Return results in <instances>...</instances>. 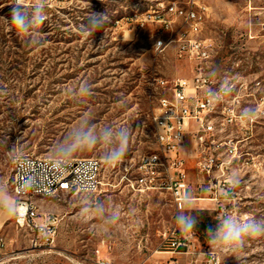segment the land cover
I'll list each match as a JSON object with an SVG mask.
<instances>
[{"label":"rangeland","instance_id":"obj_1","mask_svg":"<svg viewBox=\"0 0 264 264\" xmlns=\"http://www.w3.org/2000/svg\"><path fill=\"white\" fill-rule=\"evenodd\" d=\"M169 1L0 0L1 193L13 195L12 165L20 154L54 157L56 148L70 144L86 124L97 132L132 129L119 163L105 162L103 144L72 156L100 160L97 191L37 197L39 216L56 221L52 243L34 248L35 232L11 217L0 230V264H161L170 258L178 264H264V237L248 241L237 253H224L210 240L226 217L264 219V0H201L207 6L202 35L213 47L204 73L213 77V93L225 90L224 103L239 98L232 121L225 120L229 115L220 106L213 114L220 139L213 149V178L194 167L192 150L191 156L183 153L189 195L201 199L178 210L166 190L130 187L140 158L155 150L151 114L159 97L170 94L175 79L197 72L195 60L177 55L176 41L155 48L161 22L155 14L146 16ZM17 2L28 15L45 12L31 43L11 21ZM91 13L107 19L88 34L83 29ZM142 15L146 25L141 28L131 19ZM164 17L172 20L176 34L180 19ZM161 35L168 37L170 31ZM85 81L91 95L73 99L70 93ZM178 215L196 216V230L182 231ZM189 233L195 237L194 252L169 250L172 234Z\"/></svg>","mask_w":264,"mask_h":264},{"label":"built area","instance_id":"obj_2","mask_svg":"<svg viewBox=\"0 0 264 264\" xmlns=\"http://www.w3.org/2000/svg\"><path fill=\"white\" fill-rule=\"evenodd\" d=\"M158 4L160 6L154 9L161 29L155 32V48L161 50L166 43L176 41L177 55L195 60L197 72L192 78L175 79L169 86L170 94L159 97L151 114L155 150L140 158L138 173L129 184L140 192L166 190L176 209L181 210L186 207L187 201L194 199L189 195L185 158L181 150L187 140L192 138L198 152L197 169L213 178V169L217 165V158L213 156V143L218 132L213 114L220 106L221 112L229 115L225 120L232 121L239 98L234 96L224 103L225 90L213 93V77L204 73L213 51L210 39L202 35L207 6L201 0H187L181 5L176 0L166 5L163 2ZM166 13L180 19L176 34L171 32L172 20L164 17ZM131 20L137 21L141 28L146 25L145 17ZM164 31H170V35H161ZM159 83L164 88L168 82L160 80ZM101 185V162L98 158L71 157L61 165L54 157L20 154L14 158L12 165L15 222L35 232L34 248L50 244L56 235V221L53 217L39 216L37 196L46 198L59 193H91ZM230 188V184H226L224 190ZM194 238L193 233L181 236L172 234L167 246L172 252L187 253L190 248L194 252ZM161 264L178 262L170 258Z\"/></svg>","mask_w":264,"mask_h":264},{"label":"clouds","instance_id":"obj_3","mask_svg":"<svg viewBox=\"0 0 264 264\" xmlns=\"http://www.w3.org/2000/svg\"><path fill=\"white\" fill-rule=\"evenodd\" d=\"M10 15L17 32L22 36L27 35L29 43L33 39L32 30L35 24L42 26L46 18L43 10H41L39 16L35 14V10H33L31 15L26 14L22 4L19 2L11 7ZM106 19L105 14L91 13L83 30L91 34L93 29L102 28ZM70 95L73 99L82 100L91 95V88L86 81L81 82L76 89L72 90ZM89 119H91V116ZM131 132L132 129L126 126L105 127L100 132H97L92 128L91 124H86L84 130L78 128L75 131L70 144H61L56 148L53 155L56 162L62 165L75 153L92 150L103 144L105 147L102 151V157L105 162L108 164L119 163L128 151ZM176 223L182 231L194 232L197 227V217L178 215ZM260 237H264V219L253 218L241 221L226 217L223 223L214 230L210 240L213 245H216L224 253H237L245 248L248 241Z\"/></svg>","mask_w":264,"mask_h":264},{"label":"crops","instance_id":"obj_4","mask_svg":"<svg viewBox=\"0 0 264 264\" xmlns=\"http://www.w3.org/2000/svg\"><path fill=\"white\" fill-rule=\"evenodd\" d=\"M218 136L219 135L217 134L215 137V141L213 143V149H215L217 147V144L220 141ZM191 143L194 144L193 145L194 147L192 146V148H191ZM185 150H186V152H185ZM189 150L193 151L194 157L196 158V156L198 155V152L196 149L195 141L192 138H189L187 140L185 146L181 150V154L183 155V153L184 154L186 153V155L191 156V154H189L190 153ZM187 152H189V153L187 154ZM184 158L187 162V159H188L187 156L186 157L184 156ZM185 165H186V163H185ZM187 166H188V164H187ZM194 167H196L195 162H194ZM186 173H187V169H186ZM194 199H201V198L195 197ZM13 214H14V197H13V195L12 194H3L0 192V230L9 222L11 217H13Z\"/></svg>","mask_w":264,"mask_h":264},{"label":"bare ground","instance_id":"obj_5","mask_svg":"<svg viewBox=\"0 0 264 264\" xmlns=\"http://www.w3.org/2000/svg\"><path fill=\"white\" fill-rule=\"evenodd\" d=\"M149 11V10H148ZM153 12L154 13H152V14H147V16H153V14H155V10H153ZM148 13V12H147ZM141 15V14H140ZM133 16V15H132ZM138 16H135V19L137 18ZM142 17H143V15H142ZM120 20V19H119ZM119 20H116V23H119ZM37 197H44V196H37Z\"/></svg>","mask_w":264,"mask_h":264},{"label":"trees","instance_id":"obj_6","mask_svg":"<svg viewBox=\"0 0 264 264\" xmlns=\"http://www.w3.org/2000/svg\"><path fill=\"white\" fill-rule=\"evenodd\" d=\"M200 213H206V212H205V211H200ZM207 222H208V219L205 218V219L203 220V223H204V224H207ZM180 250H182V249H180Z\"/></svg>","mask_w":264,"mask_h":264}]
</instances>
